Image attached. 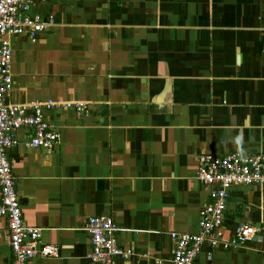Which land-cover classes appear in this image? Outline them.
<instances>
[{
	"label": "crops",
	"instance_id": "obj_1",
	"mask_svg": "<svg viewBox=\"0 0 264 264\" xmlns=\"http://www.w3.org/2000/svg\"><path fill=\"white\" fill-rule=\"evenodd\" d=\"M42 29L7 36L12 86L5 102L81 101L43 115L59 132L48 148L17 131L8 158L26 225L56 255L28 264H99L87 219L109 216L117 264H170L171 232L195 233L211 188L199 155L264 152V0H29ZM227 238L203 244L193 264H264V185L228 191ZM0 215V264H10Z\"/></svg>",
	"mask_w": 264,
	"mask_h": 264
},
{
	"label": "built area",
	"instance_id": "obj_2",
	"mask_svg": "<svg viewBox=\"0 0 264 264\" xmlns=\"http://www.w3.org/2000/svg\"><path fill=\"white\" fill-rule=\"evenodd\" d=\"M29 0H0V215L7 219L8 244L12 251L10 264H28L35 255H56L57 247L41 244L40 229L26 225L21 216L20 200L8 158V149L17 142V131L30 129L27 145L51 147L59 132L44 118L43 109L62 105L78 113L86 111L81 101L62 103L45 101L5 102L12 86V49L7 36L42 29L46 21L28 14ZM196 178L211 188L210 200L200 211L199 228L195 233L171 232L174 248L170 264H193L203 244L235 248L253 239L258 230L239 223L229 237H224V219L228 191L237 185H264V152H229L224 155H199ZM84 229L90 235L88 257L99 264H117L116 258H127L114 236L117 226L109 216L95 215L87 219Z\"/></svg>",
	"mask_w": 264,
	"mask_h": 264
}]
</instances>
